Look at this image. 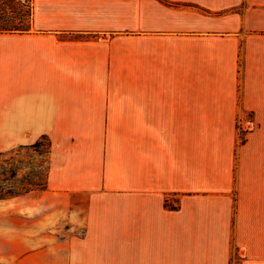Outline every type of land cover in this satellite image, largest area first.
I'll return each instance as SVG.
<instances>
[{
	"label": "crops",
	"instance_id": "crops-1",
	"mask_svg": "<svg viewBox=\"0 0 264 264\" xmlns=\"http://www.w3.org/2000/svg\"><path fill=\"white\" fill-rule=\"evenodd\" d=\"M32 5L0 154L47 137V181L0 199V264H264V0Z\"/></svg>",
	"mask_w": 264,
	"mask_h": 264
},
{
	"label": "rangeland",
	"instance_id": "rangeland-1",
	"mask_svg": "<svg viewBox=\"0 0 264 264\" xmlns=\"http://www.w3.org/2000/svg\"><path fill=\"white\" fill-rule=\"evenodd\" d=\"M242 123L238 122L237 127L242 128ZM248 126L249 123L245 122V127ZM47 145L46 140H41L36 148H16L0 155V196L18 193L28 188L36 189L29 183L43 182L48 160L45 153ZM62 233L63 231H59L58 235Z\"/></svg>",
	"mask_w": 264,
	"mask_h": 264
},
{
	"label": "trees",
	"instance_id": "trees-1",
	"mask_svg": "<svg viewBox=\"0 0 264 264\" xmlns=\"http://www.w3.org/2000/svg\"><path fill=\"white\" fill-rule=\"evenodd\" d=\"M32 12V0H0V33H23L29 31L32 23ZM41 140H46L48 143L45 151L47 154L50 150V141L47 137L40 138L35 143L30 145L29 148L38 147ZM47 170L48 165L46 161L43 182L29 183V185L35 186L36 189H44L47 181ZM36 189H23L18 193H9L8 195L0 196V199L25 194Z\"/></svg>",
	"mask_w": 264,
	"mask_h": 264
}]
</instances>
